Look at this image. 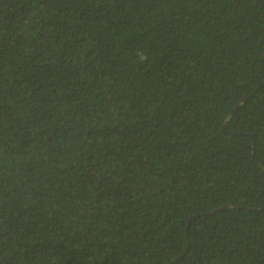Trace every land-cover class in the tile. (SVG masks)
I'll return each mask as SVG.
<instances>
[{"label": "trees", "instance_id": "trees-1", "mask_svg": "<svg viewBox=\"0 0 264 264\" xmlns=\"http://www.w3.org/2000/svg\"><path fill=\"white\" fill-rule=\"evenodd\" d=\"M0 264H264V0H0Z\"/></svg>", "mask_w": 264, "mask_h": 264}]
</instances>
